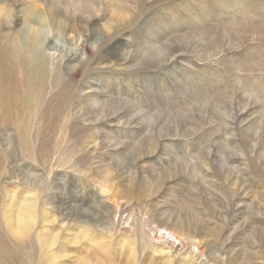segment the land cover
<instances>
[{
	"label": "rangeland",
	"instance_id": "1",
	"mask_svg": "<svg viewBox=\"0 0 264 264\" xmlns=\"http://www.w3.org/2000/svg\"><path fill=\"white\" fill-rule=\"evenodd\" d=\"M0 18L50 71L0 123V264H264V0H0Z\"/></svg>",
	"mask_w": 264,
	"mask_h": 264
},
{
	"label": "bare ground",
	"instance_id": "2",
	"mask_svg": "<svg viewBox=\"0 0 264 264\" xmlns=\"http://www.w3.org/2000/svg\"><path fill=\"white\" fill-rule=\"evenodd\" d=\"M1 23L2 19L0 18ZM40 34V32L35 30L31 33L29 39H36ZM3 38L0 35V123L13 124L22 118L24 112H28L29 110L28 113H32L33 107L38 104V100L43 94V87H48V73L50 71L48 72L49 68H47L48 60L46 57L48 55L41 57L37 55L36 49L33 46L35 41L27 43L25 40V45L23 41L17 38V40L13 41L8 40L9 42L6 41L7 44H4ZM51 56L54 57L55 54ZM163 232L156 233L154 239L157 241H167V244L173 249L180 247L181 250L187 247V244L177 242V239L175 240L176 236L172 233L173 231L170 233ZM165 236L167 237L165 238ZM47 239L46 243L50 242L48 241L50 239ZM1 240L4 241L3 236H0ZM0 253L2 255V252Z\"/></svg>",
	"mask_w": 264,
	"mask_h": 264
}]
</instances>
